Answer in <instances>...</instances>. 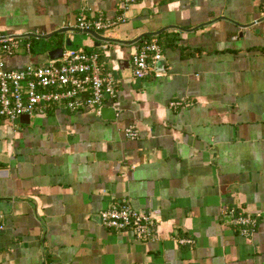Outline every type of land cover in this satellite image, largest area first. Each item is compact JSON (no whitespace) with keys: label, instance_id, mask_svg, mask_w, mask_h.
Masks as SVG:
<instances>
[{"label":"crops","instance_id":"0c3cea01","mask_svg":"<svg viewBox=\"0 0 264 264\" xmlns=\"http://www.w3.org/2000/svg\"><path fill=\"white\" fill-rule=\"evenodd\" d=\"M80 15L126 21L86 33ZM0 33L30 36L6 70L82 49L116 87L101 106L114 120L62 106L0 118V264H264V0H0ZM152 39L162 59L134 79ZM122 202L151 215L147 237L100 225Z\"/></svg>","mask_w":264,"mask_h":264},{"label":"built area","instance_id":"2783aa9c","mask_svg":"<svg viewBox=\"0 0 264 264\" xmlns=\"http://www.w3.org/2000/svg\"><path fill=\"white\" fill-rule=\"evenodd\" d=\"M123 1L130 4L139 0ZM125 21L124 15L112 19L97 16L91 20L80 15L75 28L86 33L109 31ZM29 37L0 33V118L13 121L21 116L44 115L52 106H62L69 112L81 109L98 111L105 100L115 98L112 74L103 70L97 53H87L82 49H63L58 60H50L44 65L27 64L21 70H6L3 57L14 55L22 45L29 51ZM161 59V48L155 39L141 42L131 55L133 78L149 77ZM181 105L178 101L168 103L171 109ZM124 135L132 140L138 137V132L133 127H127ZM229 215L240 236L248 238L255 233V216L233 210L229 211ZM2 219L0 214V232L3 231ZM100 225L107 230L126 232L143 239L149 235L153 222L150 214L134 210L128 203L122 202L100 213ZM178 242L192 243L190 240Z\"/></svg>","mask_w":264,"mask_h":264},{"label":"water","instance_id":"95a60500","mask_svg":"<svg viewBox=\"0 0 264 264\" xmlns=\"http://www.w3.org/2000/svg\"><path fill=\"white\" fill-rule=\"evenodd\" d=\"M89 33H92V32H89ZM61 52H62V50H58V57L61 56ZM100 115L102 117H106L107 120H114V118H115V113H114V110L112 108H107V107L101 108L100 109Z\"/></svg>","mask_w":264,"mask_h":264}]
</instances>
